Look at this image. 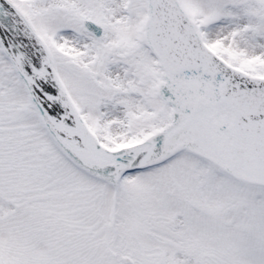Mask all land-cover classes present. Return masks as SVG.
<instances>
[{
  "label": "snow or ice",
  "instance_id": "1",
  "mask_svg": "<svg viewBox=\"0 0 264 264\" xmlns=\"http://www.w3.org/2000/svg\"><path fill=\"white\" fill-rule=\"evenodd\" d=\"M0 264H264V0H0Z\"/></svg>",
  "mask_w": 264,
  "mask_h": 264
}]
</instances>
